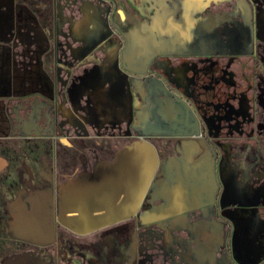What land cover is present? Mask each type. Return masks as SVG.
I'll return each instance as SVG.
<instances>
[{"label": "rangeland", "instance_id": "374dc122", "mask_svg": "<svg viewBox=\"0 0 264 264\" xmlns=\"http://www.w3.org/2000/svg\"><path fill=\"white\" fill-rule=\"evenodd\" d=\"M81 1L73 0L75 11ZM107 1L111 30L119 35L109 28L99 38L78 41L70 34L51 31L55 98L14 99L4 104L11 130L0 135V264L23 252H35L47 264H169L176 260V251L162 245V232L154 220L142 221L151 212L147 195L132 218L87 235L58 223L56 195L45 208V234L21 242L10 236L6 226L8 201L17 190L53 182L57 170L73 172L85 147H95L110 158L133 138L156 143L157 138L149 137L143 127L148 118H157L154 109L177 113V100L190 103L213 153L216 197L242 195L247 204L264 206L255 201L264 196V10L255 5L256 0H181L180 7L192 6L197 15L225 11L232 16L212 33L213 50L199 52L175 45V35L152 28L155 8L149 0ZM260 3L263 6L264 0ZM148 74L163 79L169 95L158 99L161 93L142 81ZM162 148L167 150L164 155L175 153L176 141L165 138ZM246 208L238 205L230 210L235 226L233 251L235 257L240 253L243 261L254 264L264 256L260 234L264 222ZM134 232L136 253L131 250ZM184 237L191 241L188 234ZM219 264L236 263L224 252Z\"/></svg>", "mask_w": 264, "mask_h": 264}, {"label": "crops", "instance_id": "0c3cea01", "mask_svg": "<svg viewBox=\"0 0 264 264\" xmlns=\"http://www.w3.org/2000/svg\"><path fill=\"white\" fill-rule=\"evenodd\" d=\"M38 1L40 5L36 7L32 0H0L2 100L42 98L51 101L55 98L56 78L50 67V56L55 45L52 32L70 34L81 41L90 37L99 38L109 28L111 30L107 0H83L79 11H75L73 2L67 0ZM149 1L155 8L152 28L162 34L175 35L174 44L184 46V49L191 47L199 52L213 50L212 33L232 20V16L225 11L197 15L192 6L182 8L173 0ZM261 8L264 10V5ZM41 40L42 44H39ZM40 155L45 156L44 153ZM160 156L159 170L146 196L151 212L145 213L142 221L151 223L154 220L155 226L162 232L166 250L176 251V260L173 258L169 264H219L228 238L233 254L235 226L231 222L230 209L238 205L250 209L255 206L240 201L242 195H235L233 201L224 204L221 195L216 197L213 153L204 140L180 138L176 141L175 153ZM54 199L55 187L51 180L43 181L37 188L23 187L17 190L8 201L10 216L6 229L10 236L25 242L45 234L48 230L45 208ZM258 217L264 222L263 216ZM225 224L230 226L228 237ZM184 234L191 237L190 242ZM260 234L264 236V223L260 227ZM255 243L252 242V245ZM263 261L264 256L254 264ZM41 264H47L42 257Z\"/></svg>", "mask_w": 264, "mask_h": 264}, {"label": "water", "instance_id": "95a60500", "mask_svg": "<svg viewBox=\"0 0 264 264\" xmlns=\"http://www.w3.org/2000/svg\"><path fill=\"white\" fill-rule=\"evenodd\" d=\"M113 32V30H111ZM161 156L145 138L81 170L56 187V219L65 228L87 234L133 217L140 209L159 170ZM4 264H41L35 252L9 257Z\"/></svg>", "mask_w": 264, "mask_h": 264}, {"label": "flooded vegetation", "instance_id": "af4514ba", "mask_svg": "<svg viewBox=\"0 0 264 264\" xmlns=\"http://www.w3.org/2000/svg\"><path fill=\"white\" fill-rule=\"evenodd\" d=\"M36 1L37 2H35V5L37 7L40 4H39L38 0H36ZM260 1L261 0H256L255 5L258 7H261L262 4L260 3ZM67 2L70 3V2H73V0H67ZM174 2H176L179 5V3H181V0H174ZM110 27H111V25H110ZM114 34L119 35L117 33V31H115ZM143 79L144 80H142V81L145 85H148V84L151 85L152 84L154 86L155 90L158 91L159 93H161L158 95V99L164 98L165 96L169 95V93H170L169 89L165 85L164 80L161 79L160 77L154 76L152 74H148L147 76L143 77ZM174 99H175L174 97H171V100L173 102H174ZM15 100H21V99H15ZM5 102H6V100L0 99V135H7L9 133V131L11 130L10 119H9V116L6 112L5 105H4ZM157 106H158V109H160V106L159 105H157ZM177 106H178L177 107L178 108L177 113L171 111L170 109H166V110L163 109L162 112H160V110L158 111V110L154 109L152 111V113L155 116L157 114V116H156L157 120L154 119V116H152L151 118H149V121L147 122L146 126L143 127L144 129L142 131L146 132L149 135H152L149 137L157 138L156 143H153V144L158 149L159 154L161 153L160 155L165 154L167 151L164 148H162V140H164L165 138L169 137L170 141H177L180 138H197V139L205 140L203 129L200 127L199 121L194 116V113H193V110L191 108L190 103L187 101L183 102L181 100H177ZM139 138H141V137H139ZM139 138H133L131 140H128L127 142L123 143L118 148V150H120L124 145L130 144L134 140L139 139ZM159 146H161V149L159 148ZM115 154L112 157L108 158V157L101 155L98 152L97 148H95V147H92V146L85 147L78 154V162L75 166V169H73V172L69 173V175H73V173H75V172L79 173L81 170H84V169L91 171L96 162L101 161V160L112 161L115 157ZM58 172H64V173L68 174V172H66L64 170H57L56 171L55 180H54L55 195H56L57 185L59 183L65 181V180L69 179L68 178L69 176H65V175L64 176H58ZM72 177H74V176H72ZM234 199L235 198L227 199L225 196H222L221 202L224 204V203L232 201ZM240 201L247 203V200L243 196L241 197ZM255 201H256V203H263L264 202V196L260 195L258 198H256ZM230 210H233V209H230ZM246 210L254 211L256 213V215H258L260 217L263 216V218H264V209H263V206H261V205H257V206L255 205V207L253 209H250L249 207H247ZM114 224H116V223H114ZM114 224H111V225L106 226V227L113 226ZM229 227L230 226L228 224H225L227 237H228V234L230 233ZM93 232H95V231H93ZM131 233H132V229H131ZM87 234H89V233H87ZM87 234H81V235H87ZM131 236H132V234H131ZM135 236H136V234L134 232V239H133V243H132V247H131V250H133V253L137 252V244H136V237ZM228 242H229V238H228V240H227V242L223 248V251L226 252V254H229L230 257L234 260V262L237 261L238 263H241V264H247L246 263L247 260L243 261L242 255H240V253L237 252L238 257H235L234 251H233V254L230 252V248H229L230 246H229ZM162 245L164 246L163 238H162ZM251 245H252V243H251ZM261 252H263V250ZM133 259H135V256H133ZM130 262L132 263V258H131ZM54 264H56V263L54 262Z\"/></svg>", "mask_w": 264, "mask_h": 264}, {"label": "trees", "instance_id": "16d2710c", "mask_svg": "<svg viewBox=\"0 0 264 264\" xmlns=\"http://www.w3.org/2000/svg\"><path fill=\"white\" fill-rule=\"evenodd\" d=\"M78 174V172H75V173H73V175H69V174H67V173H64V172H58V176H69L68 178H70V177H72V176H75V175H77Z\"/></svg>", "mask_w": 264, "mask_h": 264}, {"label": "built area", "instance_id": "2783aa9c", "mask_svg": "<svg viewBox=\"0 0 264 264\" xmlns=\"http://www.w3.org/2000/svg\"><path fill=\"white\" fill-rule=\"evenodd\" d=\"M113 33H115V30H113Z\"/></svg>", "mask_w": 264, "mask_h": 264}]
</instances>
